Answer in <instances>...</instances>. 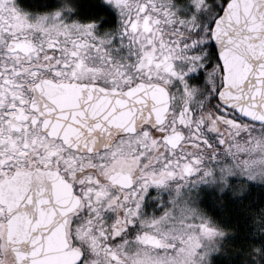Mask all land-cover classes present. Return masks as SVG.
I'll return each mask as SVG.
<instances>
[{"label":"snow or ice","instance_id":"1","mask_svg":"<svg viewBox=\"0 0 264 264\" xmlns=\"http://www.w3.org/2000/svg\"><path fill=\"white\" fill-rule=\"evenodd\" d=\"M0 0V264H264V0Z\"/></svg>","mask_w":264,"mask_h":264},{"label":"flooded vegetation","instance_id":"2","mask_svg":"<svg viewBox=\"0 0 264 264\" xmlns=\"http://www.w3.org/2000/svg\"><path fill=\"white\" fill-rule=\"evenodd\" d=\"M97 6L100 8L97 11L103 14L102 17L95 18L98 19L100 22V26L109 27L116 22L117 13L116 10L112 7L111 4L105 2V0H95ZM64 0H43L41 2H31L28 3V0H21V3L26 6L27 8L33 11H46L54 7L60 6ZM69 3L73 5L75 11L72 13V16L78 17L80 19H87L85 18L86 9H85V0H68ZM103 8V10H101Z\"/></svg>","mask_w":264,"mask_h":264},{"label":"trees","instance_id":"3","mask_svg":"<svg viewBox=\"0 0 264 264\" xmlns=\"http://www.w3.org/2000/svg\"><path fill=\"white\" fill-rule=\"evenodd\" d=\"M43 0H28V3L31 4V2H41ZM85 9H86V14H85V18L89 19V18H99L102 17L103 14L100 12H98L97 10L100 9L95 0H85ZM101 10H103V8H101Z\"/></svg>","mask_w":264,"mask_h":264}]
</instances>
